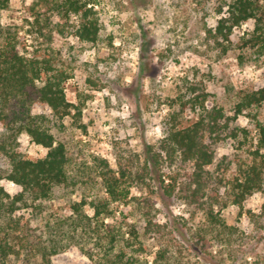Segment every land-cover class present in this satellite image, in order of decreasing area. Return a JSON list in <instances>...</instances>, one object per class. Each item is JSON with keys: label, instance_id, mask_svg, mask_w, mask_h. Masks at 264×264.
Returning a JSON list of instances; mask_svg holds the SVG:
<instances>
[{"label": "rangeland", "instance_id": "374dc122", "mask_svg": "<svg viewBox=\"0 0 264 264\" xmlns=\"http://www.w3.org/2000/svg\"><path fill=\"white\" fill-rule=\"evenodd\" d=\"M78 1L86 2L98 20L94 43L76 36L82 19L61 6L67 0H9L0 22L18 30L28 51H49L56 67L67 75L66 99L82 109L78 122L71 115L64 120L77 149L87 158L106 159L116 171L119 165L130 167L134 186L124 204L113 206L108 221L121 223L124 230L135 225L141 233L147 219L166 231L173 227V238L190 248L191 254L185 256L194 264H264V186L241 206L228 202L238 176L237 161L247 157L246 149H254L256 124L264 122V103L256 113L244 111L235 121L249 131L245 145L229 139L218 144L207 168L205 197L217 191L221 199L215 210L224 227L207 228L202 211L179 199L178 185L192 166L177 155L169 160L160 151L171 124L187 127L198 119L196 97L204 98L205 107L232 115L238 92L264 86V54L257 57L256 48L245 44L253 24L234 28L226 42L207 32L225 12L224 0ZM37 15L42 32L32 26ZM17 149L32 160L46 154L25 134L19 136ZM7 168L0 156V172ZM0 186L10 195L19 190L7 180ZM66 209L60 198L47 213ZM42 225V219H32L31 232L39 233ZM141 239L151 259L158 240L153 233L142 234ZM52 264L90 262L70 246L53 255Z\"/></svg>", "mask_w": 264, "mask_h": 264}, {"label": "trees", "instance_id": "16d2710c", "mask_svg": "<svg viewBox=\"0 0 264 264\" xmlns=\"http://www.w3.org/2000/svg\"><path fill=\"white\" fill-rule=\"evenodd\" d=\"M8 6L9 0H0V12ZM61 6L80 14L76 36L94 43L99 24L91 7L78 0H67ZM224 7L222 17L207 32L230 42L234 28L251 22L253 31L245 44L256 48L257 57L264 54V0H224ZM39 17L32 26L42 32ZM54 58L47 50L28 51L18 30L0 22V156L8 165L0 172V181L7 180L19 189L10 195L0 186V264L16 260L14 264H52V256L70 246L77 247L90 264H194L185 256L190 248L173 238V227L166 231L165 226L147 219L141 233L135 225L124 230L121 223L108 221L113 218V206L124 204L134 186L130 167L119 165L116 171L106 159L87 158L77 149L64 120L71 115L78 122L82 109L66 99L67 75L56 67ZM199 98L195 103L200 105L198 119L187 127L171 124L160 151L169 160L177 155L191 164L192 172L178 185V197L202 211L204 226L220 228L225 224L215 206L221 198L217 191L205 197L210 176L207 168L215 160L218 144L229 139L245 145L249 131L235 121L244 111L256 113L263 105L264 86L238 92L232 115L222 108L205 107L204 98ZM80 128L85 129L83 125ZM256 128L254 149H246L247 157L237 161L238 176L228 199L237 206L264 186V122L258 121ZM21 134L46 149L45 156L36 160L24 157L17 149ZM153 160L157 162L156 157ZM73 194L77 197H70ZM60 198L66 201L67 211L47 213ZM32 219H42L39 233L31 232ZM148 233L158 240L151 259L146 257L141 239Z\"/></svg>", "mask_w": 264, "mask_h": 264}]
</instances>
